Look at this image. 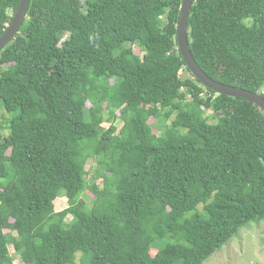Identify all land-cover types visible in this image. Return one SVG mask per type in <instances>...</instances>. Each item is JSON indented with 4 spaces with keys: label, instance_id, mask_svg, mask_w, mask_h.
Listing matches in <instances>:
<instances>
[{
    "label": "trees",
    "instance_id": "16d2710c",
    "mask_svg": "<svg viewBox=\"0 0 264 264\" xmlns=\"http://www.w3.org/2000/svg\"><path fill=\"white\" fill-rule=\"evenodd\" d=\"M18 2L0 0V35ZM181 2L29 1L0 51V264L8 245L31 264H202L264 223V113L191 76ZM187 42L209 78L264 98V0H194Z\"/></svg>",
    "mask_w": 264,
    "mask_h": 264
},
{
    "label": "rangeland",
    "instance_id": "374dc122",
    "mask_svg": "<svg viewBox=\"0 0 264 264\" xmlns=\"http://www.w3.org/2000/svg\"><path fill=\"white\" fill-rule=\"evenodd\" d=\"M133 51L135 54L140 55V51L137 47L134 46ZM1 69L2 67H0V70ZM180 76L186 77L188 76V74L185 73V71H181ZM89 107L90 105L86 103V108ZM211 115L212 114L210 111H204L203 116L206 118V120L209 123H214L215 119H213ZM103 116L104 120L101 124V127L106 129L109 127L110 121L107 120V114L105 112ZM111 122H113L117 130L120 129L122 123L118 118L112 120ZM165 122L166 124H168L169 121ZM155 123L156 122L152 118L148 120V124L152 127V131L154 133H158L159 127H155ZM158 124L159 126L162 125V123ZM3 134L6 135L7 131L3 130ZM93 167L94 164L89 159L85 166V169L88 170V183L90 182L89 178L92 176V172L94 171ZM95 183L98 184L99 180H97ZM83 194L86 196H83V200L89 206L94 197L88 190H85ZM54 207L55 211H61L65 209L67 207L65 197H58L54 201ZM198 209H201V206H198ZM70 218L71 217L69 215L66 218V221L68 222ZM4 232H7V230H4ZM7 247L11 264H31L30 260L20 259L17 253L15 252L13 246L8 245ZM80 258L81 255L77 254L74 264H81ZM202 264H264V223L262 221H254L245 224L238 230L235 236L230 238L219 250L211 254L206 260L202 262Z\"/></svg>",
    "mask_w": 264,
    "mask_h": 264
},
{
    "label": "water",
    "instance_id": "95a60500",
    "mask_svg": "<svg viewBox=\"0 0 264 264\" xmlns=\"http://www.w3.org/2000/svg\"><path fill=\"white\" fill-rule=\"evenodd\" d=\"M29 1L30 0H19L10 22L0 35V51L18 33L26 18ZM193 2L194 0H182L179 8V19L176 24L175 36L176 47L189 73L202 87L213 91L217 95H225L231 98H241L250 101L264 113V98L259 93H252L240 88L218 83L209 78L194 61L187 42V18Z\"/></svg>",
    "mask_w": 264,
    "mask_h": 264
}]
</instances>
